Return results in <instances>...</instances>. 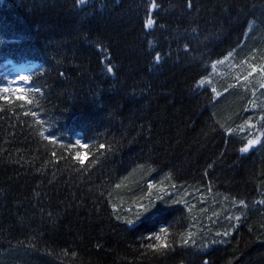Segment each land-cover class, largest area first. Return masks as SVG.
Wrapping results in <instances>:
<instances>
[{
  "label": "trees",
  "instance_id": "trees-1",
  "mask_svg": "<svg viewBox=\"0 0 264 264\" xmlns=\"http://www.w3.org/2000/svg\"><path fill=\"white\" fill-rule=\"evenodd\" d=\"M262 70L264 0H0V264H264Z\"/></svg>",
  "mask_w": 264,
  "mask_h": 264
},
{
  "label": "rangeland",
  "instance_id": "rangeland-1",
  "mask_svg": "<svg viewBox=\"0 0 264 264\" xmlns=\"http://www.w3.org/2000/svg\"><path fill=\"white\" fill-rule=\"evenodd\" d=\"M87 1L88 0H82V2ZM258 26L257 22L253 20L250 23L246 38L242 45L238 49H234L229 52L223 59L215 63L210 74L204 76L200 80L199 86H210L220 94L223 91L221 89V83L223 80L227 81L229 78L234 79L237 77L239 80H243L248 83L252 78L254 79L257 77L259 73L257 62L253 60L251 61L250 54L254 49L253 45L258 39L256 38ZM31 66L32 65H29L28 63H24L16 66V69L12 73H7V83L4 88L8 89V91L22 92L23 86L28 84L24 78L27 75V69ZM262 71L264 73V70ZM261 134L262 133H258L257 137L252 139L255 140L256 143L249 147L248 151H250L259 142ZM171 192L173 194L178 193L176 188L172 189Z\"/></svg>",
  "mask_w": 264,
  "mask_h": 264
},
{
  "label": "snow or ice",
  "instance_id": "snow-or-ice-1",
  "mask_svg": "<svg viewBox=\"0 0 264 264\" xmlns=\"http://www.w3.org/2000/svg\"><path fill=\"white\" fill-rule=\"evenodd\" d=\"M152 23H153V21L151 20V18H149L148 21H147V25H148V26H151ZM109 71H111V69H109ZM5 91H8V89H5ZM18 98L23 99L24 97H18ZM28 102L31 103V101H28ZM254 143H256L255 140H251V141H249V142H248V145L245 146L244 148H242L241 151H242V152H247L248 149H249V147H251ZM80 163L83 164L84 161H83V160H80ZM144 210L147 211L148 209L145 208ZM128 223L131 224L132 221H128ZM162 232L164 233V236H163V237H162L161 235H156V236L154 237V239H156V240H157L158 242H160V243H158V244L155 245V246H153V245H149V247H155L157 250H159L160 248H163V247H168V244L165 242V238H166V234H167V233H166V230H162ZM184 242L187 243L188 241L185 240Z\"/></svg>",
  "mask_w": 264,
  "mask_h": 264
}]
</instances>
